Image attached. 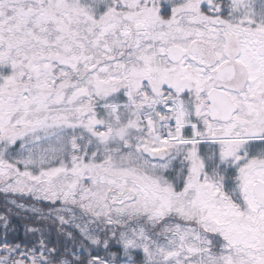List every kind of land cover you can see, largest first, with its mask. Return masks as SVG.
Listing matches in <instances>:
<instances>
[{"label":"snow or ice","instance_id":"obj_1","mask_svg":"<svg viewBox=\"0 0 264 264\" xmlns=\"http://www.w3.org/2000/svg\"><path fill=\"white\" fill-rule=\"evenodd\" d=\"M0 264H264V0H0Z\"/></svg>","mask_w":264,"mask_h":264}]
</instances>
